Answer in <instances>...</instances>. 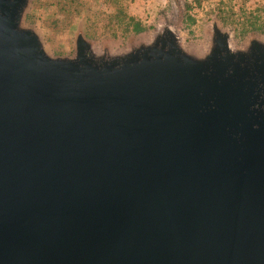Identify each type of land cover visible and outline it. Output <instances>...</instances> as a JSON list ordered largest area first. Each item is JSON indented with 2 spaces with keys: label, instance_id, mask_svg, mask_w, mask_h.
Listing matches in <instances>:
<instances>
[{
  "label": "water",
  "instance_id": "1",
  "mask_svg": "<svg viewBox=\"0 0 264 264\" xmlns=\"http://www.w3.org/2000/svg\"><path fill=\"white\" fill-rule=\"evenodd\" d=\"M31 1L0 0V264H264V37L54 55Z\"/></svg>",
  "mask_w": 264,
  "mask_h": 264
},
{
  "label": "rangeland",
  "instance_id": "2",
  "mask_svg": "<svg viewBox=\"0 0 264 264\" xmlns=\"http://www.w3.org/2000/svg\"><path fill=\"white\" fill-rule=\"evenodd\" d=\"M188 2L193 5L190 10L186 7ZM263 4L264 0H202L201 5L193 0H32L25 24L41 34L47 49L54 55L72 56L76 51V37L80 30L93 40L96 47L107 46L120 51L151 37L167 25L173 26L185 46L194 50L207 45L213 27L217 24L231 32L235 45L244 44L252 36L264 37L260 31L238 36L233 28H240L236 14L241 7L251 11ZM116 7L121 12L141 18L148 29L142 33L130 32L126 35L122 34L120 28H117V35L112 34L115 31L104 30V13L112 12ZM223 15L229 16L230 21L234 19V23L225 25L221 20ZM93 23L97 33L95 37L87 35L86 30Z\"/></svg>",
  "mask_w": 264,
  "mask_h": 264
},
{
  "label": "trees",
  "instance_id": "3",
  "mask_svg": "<svg viewBox=\"0 0 264 264\" xmlns=\"http://www.w3.org/2000/svg\"><path fill=\"white\" fill-rule=\"evenodd\" d=\"M74 1V0H72ZM198 5H201L202 0H193ZM187 9L190 10L193 8V5L188 2L186 5ZM80 13V10H78ZM117 10V7L112 12H105V20L106 23L103 25L104 30L108 31H115L112 34L117 35V28H120L122 30V34L126 35L127 33L134 32V33H141L148 29V26L144 23V21L136 17L134 15H130L126 13L125 11ZM231 13H234L233 10H231ZM236 13V12H235ZM239 17V27L235 26L233 27L235 30V33L238 36H244L246 33L250 31H260L264 33V4L261 7H257L256 10H248L246 11L244 8H240V12H237L236 14ZM229 16H221L222 22L226 25L229 23H234V19L231 21L228 20ZM94 26V28H92ZM93 26H87V35L91 37H95L96 33V27L93 23ZM95 29V30H94Z\"/></svg>",
  "mask_w": 264,
  "mask_h": 264
}]
</instances>
